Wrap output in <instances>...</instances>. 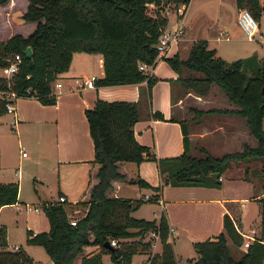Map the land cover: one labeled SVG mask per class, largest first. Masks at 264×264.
<instances>
[{"label":"trees","instance_id":"trees-1","mask_svg":"<svg viewBox=\"0 0 264 264\" xmlns=\"http://www.w3.org/2000/svg\"><path fill=\"white\" fill-rule=\"evenodd\" d=\"M8 0H0V4ZM190 0H28L21 14L23 21H35L34 30L28 35L16 33L6 41H0V68L18 53L21 61L10 77L0 75V114L5 113L7 96L3 92L14 91L17 97L30 93L42 103L55 102L51 85L67 71L74 52L100 53L104 75L95 80L97 86L146 82L148 94L156 81L139 69V63L153 65L157 60L155 43L163 27L167 25L166 8L170 4L187 5ZM242 8L248 7L255 16L264 10L259 0H237ZM31 47L26 56L25 48ZM176 71L187 68L199 76L181 77L184 90H192L199 96H207L211 85H217L236 107L211 108L192 111L196 114L210 112L236 114L244 119L249 133L255 138L254 146L243 143L240 151L224 153L217 157L204 148L202 155L189 152L187 127L182 124L183 152L174 157L159 158L149 147L140 144L134 135L133 125L140 117V101L105 100L96 98L94 104L84 110L94 157L89 185L77 202L87 205L85 214L70 223L65 202H48L43 205L49 228L46 231L28 230L27 242L41 245L52 264H72L76 255L87 246H97L98 252L83 256L81 264H102L106 253L116 264H128L133 254L147 253V264H177L169 239V226L162 213L158 220H146L131 215L139 207L141 199L120 198L111 194L113 182L125 181L139 187H151L139 175L129 176L123 169L126 162L157 161L159 171L166 173V181L174 186H218L220 175L235 178L237 166L245 164L244 172L253 164H259L264 176V58L256 55L226 61L208 47L206 40L196 39L185 59L177 55L166 58ZM251 71V75H248ZM154 118H162L159 111ZM174 119V117H173ZM218 172L219 176H212ZM230 173V174H229ZM159 190V187H154ZM18 183L0 182V207L17 201ZM154 197L157 198V195ZM259 212L250 224L248 235L260 229V237H254L238 259L233 258L227 240L240 248L243 235L234 220L240 216L243 202L224 201L227 212L223 215V230L215 239L194 242L196 258L188 264H264V195L259 199ZM151 231L158 234L161 250L151 253V241L145 236ZM131 238V240H127ZM135 238V239H132ZM116 239L118 246L107 248L105 241ZM121 257V262L119 258ZM0 264H42L35 261L24 249H7L6 231L0 226Z\"/></svg>","mask_w":264,"mask_h":264},{"label":"crops","instance_id":"crops-1","mask_svg":"<svg viewBox=\"0 0 264 264\" xmlns=\"http://www.w3.org/2000/svg\"><path fill=\"white\" fill-rule=\"evenodd\" d=\"M194 1L190 0L185 5L182 15L176 14V16L180 17V21L182 20L179 23L183 27V33L179 40L171 44L164 56L161 59H157L152 65L151 76L156 81L150 88V95L148 94L145 81L108 86H97L94 81V86L92 87L76 88L73 82L74 77L94 75L96 80L104 75V71L100 53L74 52L68 70L63 72L51 85V92L56 97L54 103H42L34 96H21L13 101L14 111L7 113L11 114L10 124L18 126L17 130L20 134L18 142L21 143L20 132L23 131L25 126L29 127L30 140L34 138L36 144H41L42 142L43 145L49 143L51 146L52 140L54 151L51 149L52 155H49V158L54 165L50 164V170L47 174L50 175L51 172L53 180H55L58 196L56 200L49 202L57 201L59 196H64L65 207L70 219L77 220V218L72 217L71 210L81 213L79 217H82L87 210V205L77 203L83 197L89 185L90 170L94 157L93 143L84 110L91 107L97 97L105 100H139L141 102L140 117L133 125V132L136 140L140 144L148 146L156 159L178 156L183 152L181 123H184L187 127L190 141L189 152L192 155L201 154L200 148H204L211 155L219 157L227 152L240 151L243 143H248L251 146L256 144V140L249 133L244 120L236 114L210 112L201 114L198 118L192 117L190 120L189 117L191 115L183 116L184 112H188L187 110L213 108L214 106L207 105L212 99H209L208 96H199L190 89L184 90L180 78L199 76L200 73L187 68H181L180 71H176L167 64L166 58L177 55L180 59H185L196 39L206 40L208 47H210L211 42H218L222 38L228 39V34L232 30L230 22L225 16L220 20L217 18L215 21L208 15L204 5L193 6ZM8 3H10V0L5 4H0V12H4L5 9L3 7ZM263 3L264 0H259L260 5ZM237 6L238 11L242 9L238 3ZM26 8L22 10V13ZM173 8H166L167 26L176 23L170 22L169 11H175V8ZM28 24L32 25L28 31L24 33L23 31H15L12 35L19 33L23 36H28L34 30L36 22L23 21L20 23L21 28ZM2 32L3 30L0 29V34ZM223 34L225 36H222ZM10 36L4 35L0 37V41H6ZM213 48L219 54L218 46L216 48L214 45ZM57 81L62 83L60 88L55 86ZM211 86L217 85L212 84ZM226 99L227 104L225 107L216 108L234 109L233 103L228 98ZM186 103L188 104L186 105ZM155 111L161 112L162 118H154L152 113ZM175 112L181 113L180 116L175 117ZM216 114L217 116H215ZM220 151H222L220 155H215L216 152ZM22 155L25 156L24 153ZM156 159L142 160L138 164L126 162L123 165V169L129 176L139 175L151 187H139L136 184L118 180L113 182L111 194L120 198H139L142 203L145 201L157 202V199L163 201V214L170 231L168 240L173 246L177 264H180L179 247L181 245L179 242L182 239L190 240L193 243L205 239L213 240L223 230V215L227 212L224 205L225 200L233 199L243 202L238 218L244 215L249 201L257 203L258 211L256 214H258L260 208L258 199L260 195L249 193L237 198L230 197L229 193H227L226 184H223V182L218 186L170 185L166 181V173L159 171ZM55 173L56 177L54 176ZM219 180L221 181V177ZM0 182L3 181L0 180ZM154 187H159L160 189L156 190ZM145 194L150 195L149 198H145ZM155 195H157V198L154 197ZM18 197L19 184L17 201L8 206L18 207L21 204ZM40 202H42V205L48 203L47 200L43 201L42 199H40ZM142 203L131 212L133 217L143 218L141 215L134 216L135 211L140 208ZM38 207V204L34 205V207L27 203L25 204L26 212L29 214L37 213ZM157 215L159 219L160 216L159 214ZM238 218L234 220L235 223H237ZM3 225L0 222V226ZM258 234H260V229H255L252 231L251 236L257 237ZM127 240H131V238ZM153 247L154 245L151 244L150 252L157 253L152 249ZM7 249L16 250L18 247L14 245L7 247ZM98 250L97 246L85 247L72 264L74 262L81 264L83 256L92 255ZM145 254L147 255L145 264H147L148 254ZM195 258L196 255L189 260ZM110 260L111 263L109 264H116L111 258ZM49 261L52 260L49 259ZM101 263L103 264L102 256Z\"/></svg>","mask_w":264,"mask_h":264},{"label":"rangeland","instance_id":"rangeland-1","mask_svg":"<svg viewBox=\"0 0 264 264\" xmlns=\"http://www.w3.org/2000/svg\"><path fill=\"white\" fill-rule=\"evenodd\" d=\"M27 3L28 0H10V3L3 7L5 9L4 12H0V29L3 30L0 37L4 35L10 36L15 33V31H23L24 33L31 28L32 25L30 24L22 26V28L20 25V23L23 22L21 18L22 10L26 8ZM180 5L181 4H178V7ZM202 5L206 7L208 15L215 21L217 18L220 20L225 16L231 25L232 30L230 34H228V39L222 38L218 42H209L211 45L210 48H213L214 45L216 48L218 46L219 54L216 52L218 56L229 62L250 55H256L259 59L264 58V10H261L256 17L258 24L257 32L254 33V36L248 38L238 24L240 10L238 11L237 0H195L193 3L195 7ZM262 5H264V3ZM168 8L172 9L173 5L170 4ZM245 8L249 9L248 7ZM169 14L171 16V23L182 21H180V17L176 16V8L175 11L170 10ZM222 36H225V34ZM247 73L251 75V71ZM0 75H4L1 68ZM62 82H64V80H62ZM207 96L209 99H212L207 105L214 106L213 108L225 107L227 104V97L218 86H211ZM19 98L20 97L16 99ZM187 104L188 103H186V105ZM232 106L235 105L232 104ZM187 111V113L183 111V116L191 115L189 120L192 117L198 118L201 115L189 110ZM180 114L181 113L175 112L174 116L179 117ZM215 116H217V114ZM10 120L11 114L7 112L0 114V180L3 182H18V200L21 204L18 207H11L8 205L2 206L3 208L0 209V222L4 224L2 227H4L6 231L7 247L15 245L18 248H22L35 260L42 264H46L50 257L45 248L41 245L29 244L27 242V233L28 230L40 232L48 229V220L40 199L49 202L54 199L56 200L58 196L55 180H53L51 172L50 175L47 174L50 170V164H52V166L54 165L49 158V155H52V150L54 151L52 146L53 143L51 140L50 146L49 143L44 145L42 142L41 144H36L34 138L30 140L31 134L28 131V126H25L23 131L20 132L21 143H19L18 136L20 138V134L17 130L18 126L10 124ZM262 128L264 130V117ZM22 153H24L25 156H23ZM221 153L222 151L216 152L215 155H220ZM195 155L201 154L196 153ZM234 163L239 164L230 167L236 169L234 172L236 173L235 178H229L225 174L220 175L221 182L226 184L229 196L237 198L241 195H248L249 193H256L260 195V197L263 196L264 176L259 171V164H253L248 169V172L245 173V164L241 165L240 161ZM54 176L56 177V173ZM26 203L32 207L38 204L37 213H27L25 209ZM160 210L161 206L158 202L145 201L140 208L135 211L134 216L141 215L146 220H152L154 218L158 220L157 214ZM257 211V203L255 201H249L244 215L237 219V224L239 223L240 231L244 236L243 240H246V231L252 219L256 217ZM70 213L72 217L77 219L80 218L79 216L81 213L75 210H71ZM257 237H260V234H258ZM144 239L151 241V244L154 245L152 248L154 251L160 252L161 243L158 238H154L151 234H147ZM227 243L233 258L238 259L242 254V248H237L230 239L227 240ZM179 244L181 245V249L179 247L181 255L179 257V262L180 264H188V260L196 255L193 242L182 239ZM87 248H91V245L87 246ZM79 254L80 253H78L75 258H77ZM146 257L147 255L145 253H135L132 255L131 261L128 264H145ZM102 259L103 264L111 263L110 257L106 253L102 254ZM74 264L76 263L74 262Z\"/></svg>","mask_w":264,"mask_h":264},{"label":"built area","instance_id":"built-area-1","mask_svg":"<svg viewBox=\"0 0 264 264\" xmlns=\"http://www.w3.org/2000/svg\"><path fill=\"white\" fill-rule=\"evenodd\" d=\"M175 8H176L177 14L182 15L184 8H185V4H181L179 7L177 6ZM238 24L240 25V27L242 28V30L244 31V33L247 35L248 38L254 36V33L257 32V29H258L257 20L255 16L246 8H242L240 10V13L238 16ZM182 33H183V27L181 26L179 22L171 24L170 26L166 25L165 27L161 29L157 37V42L155 43V48L157 50V59L162 58L164 56L165 52L170 47V45L173 43H176L179 40V37L182 35ZM20 61H21L20 55L18 53L14 54L10 58L9 63L1 68L3 74L6 77H10V75H12V73L16 72V70L18 69V64L20 63ZM138 67L140 70L145 71L147 76H151L152 65H147L145 63H139ZM94 81H95L94 75H80V76H76L73 78L75 87L78 89H82L85 87H92L94 86ZM55 86L57 88H60L62 86L61 81H57L55 83ZM3 93L7 96V100L4 104L5 110L6 112L11 113L14 111L13 101L17 98V95L14 91H7ZM25 95L34 96L30 93L29 88L25 90ZM149 196L150 195L145 194V198H149ZM57 201L64 202L65 201L64 196H59ZM156 201L161 206V210L158 213L159 216H161V214L163 213V209H164L163 201L161 199H157ZM70 223L74 225L76 224V220L70 219ZM233 223H234L236 230L240 234H242V232L240 231L239 225L235 222ZM150 234L152 235V237L158 238V234L155 231H151ZM245 236H246V240H243L240 246L242 250H246L250 242L254 239V237L251 235L247 234ZM109 243L111 246H118V241L116 239L109 240Z\"/></svg>","mask_w":264,"mask_h":264},{"label":"water","instance_id":"water-1","mask_svg":"<svg viewBox=\"0 0 264 264\" xmlns=\"http://www.w3.org/2000/svg\"><path fill=\"white\" fill-rule=\"evenodd\" d=\"M25 54H26V56H30L31 55V47L30 46H27L25 48ZM261 90H262V92H264V83H263V85L261 87ZM212 176L218 177L219 173L218 172H212ZM104 246H106L107 248H111L112 247L108 240L104 242ZM119 261L121 262V257L119 258ZM48 264H52V261H49Z\"/></svg>","mask_w":264,"mask_h":264}]
</instances>
